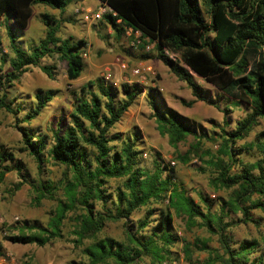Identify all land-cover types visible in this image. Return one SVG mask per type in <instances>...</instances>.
Here are the masks:
<instances>
[{
	"label": "trees",
	"instance_id": "obj_1",
	"mask_svg": "<svg viewBox=\"0 0 264 264\" xmlns=\"http://www.w3.org/2000/svg\"><path fill=\"white\" fill-rule=\"evenodd\" d=\"M70 1L0 0V23L6 27L8 47L13 55L12 58L6 56L0 39V89L3 92L0 110L16 120L21 135L20 151L32 157L39 171L46 155L53 164L62 166L71 175L70 181L63 186L65 202H60L48 225L25 224L19 233L5 236V241L45 246L61 236L60 225L66 211L79 205L84 208V215L79 229L74 232L75 243L82 246L85 240L90 242L82 249L86 260L72 264H137L143 258L149 259V264H163L173 256L170 247L180 241L173 232L174 212L184 216L190 226L197 224L217 237L221 253L208 264L216 261L264 264L263 257H252L257 252L256 241L237 243L229 235L231 228L239 223L259 227L260 222L254 218L253 211L264 214V159L254 164L243 163L239 150H234V145L252 132L258 119H264V0H97L115 13H106L102 19L110 26L116 42L126 37V29L138 32L140 42L135 46L143 51L141 58L157 60L188 87L193 99H180L183 106L191 108L195 103L203 102L221 111L215 100L209 98V91L199 86L194 76L214 87L220 95L236 93L238 103L249 106L250 111L234 130L221 129L217 156L208 162L214 171L213 189L230 191L226 198H219L215 212H212V200L208 196L199 192L198 202H195L185 189L179 188L173 169L159 156L153 160L151 171L141 167L140 152L135 150L136 137L122 141L120 148L113 144L120 138L111 134V130L144 91L138 84H121V97L118 90L101 80L88 82L78 91L71 90L72 108L68 122L59 120L51 130L49 144L47 135L22 126L36 119L57 92L35 93L25 111L21 103L7 100L6 89L13 87V83L31 67H38L53 79L55 68L41 65L42 59L53 56L66 63L68 81L77 80L85 68L82 57L85 42L58 38L56 35L62 24L45 15L42 19L46 26L45 36L29 53L18 45L9 20L15 28L23 30L34 5L61 10ZM149 45H153V55L146 50ZM6 64L8 70L3 72ZM146 99L156 131L167 137L170 146L176 147L188 137L193 138L194 143L180 159L184 163L192 157L202 159L198 155L202 141L213 138L168 107L157 88H148ZM22 111L25 112L20 117ZM228 111V107L223 109L224 114ZM258 137L262 138L258 141L264 153V132ZM12 171L20 180L9 190L10 196L29 185L37 194L38 202L53 199L51 182H30L23 174L22 162L13 152L1 147L0 185ZM201 171L205 170L201 168ZM109 179L122 180L123 190H118L115 199L105 190ZM92 202L99 203L101 209L94 210ZM152 204L163 208L152 209ZM142 207H147L145 216L133 224L131 216ZM238 214L236 219L231 217ZM120 220H124L123 241L96 237L106 222ZM201 250H208L205 243L201 242Z\"/></svg>",
	"mask_w": 264,
	"mask_h": 264
},
{
	"label": "rangeland",
	"instance_id": "obj_2",
	"mask_svg": "<svg viewBox=\"0 0 264 264\" xmlns=\"http://www.w3.org/2000/svg\"><path fill=\"white\" fill-rule=\"evenodd\" d=\"M101 6L102 4L97 0H72L61 10L45 5H34L28 25L23 30L15 28L11 24L12 21L9 20L17 35L18 45L26 52L30 53L32 48L44 38L46 26L42 19L46 15L62 24L56 35L58 38H72L74 42L80 40L85 42L83 52L87 54V57L84 58V71L75 81H68L65 62L58 61L55 56L42 59V66L55 68L52 70L53 79H49L38 67H31L18 81L13 83V87L6 89L7 100L21 103L27 111L35 93L46 90L57 92L36 119L30 123L22 124L33 131L47 135L49 144L51 130L57 126L59 120L65 124L68 122V114L72 108L71 90L78 91L88 82L101 80L106 86L118 90L121 97V84L142 86L144 90L142 94L111 130V134H117L120 138L113 144L120 148L122 141L136 137L135 150L140 152L141 167L151 171L153 160L159 156L165 165H169L173 169L179 188L185 189L195 202H198L197 194L199 192L208 196L212 200V212L217 211L219 198H226L230 191L213 189L211 179L214 176V171L208 162L217 156L221 143V138H219L221 129H225L226 132L234 130L236 124L250 111L249 106L243 102L238 103L239 99L236 93L220 95L214 87L196 76H194L196 83L209 91V98L215 100L221 111L203 102H197L191 108L183 106L180 99L192 100L191 91L157 60L141 58L143 56L141 48L132 45V42L139 39L126 36L116 42L110 26L105 25L103 19L92 23L82 20L85 13L88 11L98 12L101 10ZM0 39L3 52L8 58H12L13 55L8 47L6 27L2 22L0 23ZM154 53L155 50L150 48L149 55ZM251 63L252 61H250V65ZM122 64L126 66L125 69H120ZM140 64L151 68L154 75L148 73L144 80L132 77L131 70ZM7 70L8 64L4 66L3 72ZM108 70H110V78L106 80L105 75ZM148 88H157L168 107L187 117L201 128L200 132H205L209 138H213L202 141L198 151V155L202 159L192 157L187 163L180 159L194 143L192 137H188L185 142L172 147L169 145L167 137L159 135L154 120L151 118V110L146 99ZM2 93L0 89V96ZM226 107L230 111L224 114L223 109ZM25 111H22L20 117ZM257 123L247 138L234 145V150H239V158L243 163L254 164L264 159V153L259 147L258 141H262V138L258 136L264 132V119H258ZM16 126L14 117L0 110V148L3 147L7 151L13 152L15 158L22 162L23 174L30 182L35 183L39 180L44 183L51 182V187L54 188L53 199H41L38 202L37 194L29 185H24L10 196L9 190L20 179L15 171L6 174L3 184L0 185V264H72L85 261L82 249L83 246L89 244L90 240H85L82 246L78 245L75 243L77 237L74 234L79 229L80 220L84 215V208L79 205L66 211L65 218L60 225L61 236L45 246L19 245L5 241V236L19 233L25 224L47 226L56 215L60 202H65L63 186L71 179V175L62 166L53 164L46 155V160L39 171L32 157L20 151L22 148L21 135ZM201 168L205 171H201ZM119 189L123 190L121 179L107 180L105 190L107 194H112V199H115ZM92 203L94 210L101 209L99 203ZM110 205L109 202L108 206ZM151 208L158 209L163 206L152 204ZM146 210L147 207H142L133 213L130 218L133 224L143 219ZM253 216L259 220V227L254 224L239 223L231 228L229 235L237 243L244 240L256 241L258 248L252 257L261 256L264 261V214L260 211H253ZM231 217L236 219L239 214ZM172 218L173 232L180 241L170 247L173 256L163 264H208L210 260H215L217 253H221L217 237L210 234L206 228L197 224L190 226L184 216H177L174 212H172ZM123 223L124 220L106 222L103 230L96 237L99 239L109 237L123 241L125 239ZM201 242L206 244L208 250H201ZM137 264H149V259L143 258ZM214 264L222 263L216 261Z\"/></svg>",
	"mask_w": 264,
	"mask_h": 264
},
{
	"label": "built area",
	"instance_id": "obj_3",
	"mask_svg": "<svg viewBox=\"0 0 264 264\" xmlns=\"http://www.w3.org/2000/svg\"><path fill=\"white\" fill-rule=\"evenodd\" d=\"M79 13V11H78ZM106 13H111L112 15H114L115 13L112 12V10L106 6H101V10L98 11V12H95V13H92V12H87L83 15L82 17V20L86 23H92V22H97V21H100L102 19V16ZM125 36L127 37H135L137 39H139L140 37V34L138 32H133L131 29H126L125 30ZM139 40L135 41V42H132V45H136V44H139ZM150 48H153V45H149L146 47V50L147 51H150ZM83 59L87 57V54H83L82 55ZM126 66L124 64H122L120 66V69H125ZM110 70H108V72H106V75H105V79L108 80L110 78V73H109ZM150 73V74H153L154 75V72L151 70V68L147 67L145 64H140L138 66H136L135 68H133L131 70V76L132 77H136V78H139L141 80H144L145 79V76Z\"/></svg>",
	"mask_w": 264,
	"mask_h": 264
}]
</instances>
